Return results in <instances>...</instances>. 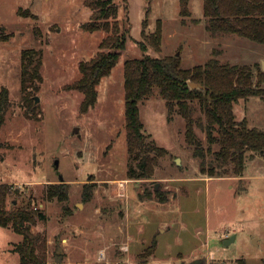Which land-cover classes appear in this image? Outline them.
<instances>
[{"label": "rangeland", "instance_id": "obj_1", "mask_svg": "<svg viewBox=\"0 0 264 264\" xmlns=\"http://www.w3.org/2000/svg\"><path fill=\"white\" fill-rule=\"evenodd\" d=\"M114 2L118 19H128L125 48L96 85L94 105L82 111L83 94L71 85L81 75L79 62L89 59L107 34L82 27L91 15L85 0H0V89L7 88L10 100L0 127V182L18 188L8 195L7 208L31 202L45 212L32 230L46 233L48 264H137L122 261L130 254L124 245L104 247L109 233L120 242L127 229L136 251L149 252L156 241L147 264L193 259L264 264V158L258 153L249 158L242 177L197 178L201 173L185 140V120L177 107L168 115L155 87L138 107L144 131L166 152L149 178H129V164L135 162L128 158L124 116L126 58L178 53L181 65L192 67L216 57L254 65L256 73L264 71V44L210 32L202 0H189L187 16L180 14L179 0H127V7ZM144 19L146 32L161 19L158 49L142 36ZM24 48L40 50L42 60V79L27 91L20 81ZM193 105L194 116L205 119L199 102ZM234 113L264 129V97L238 99ZM195 131L205 142L203 130L195 126ZM60 178L69 183L67 199H47V185ZM119 179L127 180L123 197L117 195ZM84 188L89 196L84 197ZM21 238L10 226H0V264L19 263L12 248Z\"/></svg>", "mask_w": 264, "mask_h": 264}, {"label": "trees", "instance_id": "obj_2", "mask_svg": "<svg viewBox=\"0 0 264 264\" xmlns=\"http://www.w3.org/2000/svg\"><path fill=\"white\" fill-rule=\"evenodd\" d=\"M115 0H85L91 9L90 19L82 24L88 31L104 30L107 34L99 43V48L89 58L79 62L80 77L72 87L83 94L81 110L87 111L97 97L96 85L101 77L109 74L125 48L129 31L128 19H118L119 4ZM126 3L127 0H122ZM203 14L207 17V28L212 33L231 32L264 44V0H202ZM189 0H179L180 14L190 13ZM142 36L156 49L159 48L163 27L157 19L152 32H146L143 20ZM142 43H140L141 45ZM142 48L146 49L142 44ZM41 51L24 48L21 51V88L24 91L36 89L42 79L40 72ZM254 65L220 62L210 57L204 63L183 67L178 54L129 57L124 61V116L126 149L129 160V178H149L157 158L166 149L157 145L144 131L138 102L153 94L154 88L165 99L168 115L178 108L185 120V140L192 149L201 175L242 177L246 162L255 154L264 158V129L249 126L246 118L237 120L234 103L240 98L252 95L264 97V71L255 73ZM255 78V79H254ZM199 83L205 88L191 87ZM27 95V94H26ZM29 97V96H28ZM25 96V101L29 99ZM30 100V99H29ZM200 104L204 118L193 114V101ZM8 90L0 89V127L9 105ZM195 126L205 133V142L197 135ZM68 182L49 183L45 189L47 199L60 201L68 197ZM18 192L12 184L0 182V226L11 227L22 235L14 243L13 251L19 255L18 264H48L47 236L44 231L32 230L38 220L46 218L44 211L33 209L31 202L22 207L7 208L10 193ZM84 197L89 196L84 188ZM144 192H146L144 190ZM156 193L159 194L158 190ZM13 203V202H12ZM156 241L149 252L139 255L137 264H147L148 254L153 253Z\"/></svg>", "mask_w": 264, "mask_h": 264}, {"label": "crops", "instance_id": "obj_3", "mask_svg": "<svg viewBox=\"0 0 264 264\" xmlns=\"http://www.w3.org/2000/svg\"><path fill=\"white\" fill-rule=\"evenodd\" d=\"M198 177H200V178H203V179H205V180H209L210 178H212V177H210V176H204V175H201V176H197V178ZM217 177H219V178H225V179H227L229 176H217ZM139 198V197H138ZM140 199V198H139ZM142 201H145L146 199H141ZM129 201V200H128ZM139 203H140V201H139ZM137 207H135V209H136ZM128 211L126 210L124 213H123V215H124V217L125 216H128V213H127ZM164 225H166V222H164ZM142 228L140 227V229L139 230H141ZM118 232H125L126 230H125V228H124V230L123 229H121V228H119L118 230H117ZM126 238H125V240H121L120 238H119V240H120V242H117L116 241V238L117 237H115V234L113 235L112 233H109V235H108V239H107V241L105 242V244H104V247H111V246H113V245H116L117 243H119L120 245H119V247L120 248H122L123 249V245H124V247H125V250H127V252H129L130 254H129V256L128 257H124V255H122L121 257H122V261H135L136 263L138 262V259H139V255L144 251V248L143 249H140V250H138V251H136L135 249H136V241H133V239H132V237H131V234H130V232H129V230L127 229V232H126ZM134 242V245L133 244H131V243H133ZM134 249L133 250V252H134V254H132L133 256H131V249ZM103 251H104V253H105V256H106V251H105V249H102ZM99 251H101V250H99ZM127 252L125 253L126 255H127ZM119 260H116V263L118 262Z\"/></svg>", "mask_w": 264, "mask_h": 264}, {"label": "water", "instance_id": "obj_4", "mask_svg": "<svg viewBox=\"0 0 264 264\" xmlns=\"http://www.w3.org/2000/svg\"><path fill=\"white\" fill-rule=\"evenodd\" d=\"M176 54H178V53H176ZM262 66H264V62H262ZM190 85H191V87L205 88L204 85H201V84H199V83H191ZM37 99H38V97L36 96V97H35V100H37ZM176 162H177V163L180 162L179 158L176 159ZM60 180H62V178H60ZM156 186H157V185H156ZM229 241H230V239H227L225 242L228 243ZM57 260H58V259H57ZM204 261H205V259H203V260L193 259V260H190V261H184V262H181L180 264H202V263H204Z\"/></svg>", "mask_w": 264, "mask_h": 264}, {"label": "built area", "instance_id": "obj_5", "mask_svg": "<svg viewBox=\"0 0 264 264\" xmlns=\"http://www.w3.org/2000/svg\"><path fill=\"white\" fill-rule=\"evenodd\" d=\"M126 183L127 180L126 179H119L116 182V186H117V195L123 197L126 196ZM100 256L104 255V253H99Z\"/></svg>", "mask_w": 264, "mask_h": 264}]
</instances>
